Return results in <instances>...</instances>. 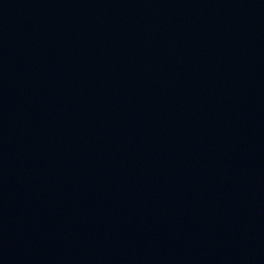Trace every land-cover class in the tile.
<instances>
[{
    "label": "water",
    "instance_id": "obj_1",
    "mask_svg": "<svg viewBox=\"0 0 264 264\" xmlns=\"http://www.w3.org/2000/svg\"><path fill=\"white\" fill-rule=\"evenodd\" d=\"M0 264H264V0H0Z\"/></svg>",
    "mask_w": 264,
    "mask_h": 264
}]
</instances>
